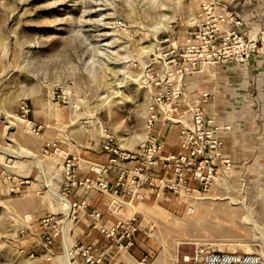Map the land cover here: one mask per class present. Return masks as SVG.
I'll list each match as a JSON object with an SVG mask.
<instances>
[{
	"label": "rangeland",
	"instance_id": "rangeland-1",
	"mask_svg": "<svg viewBox=\"0 0 264 264\" xmlns=\"http://www.w3.org/2000/svg\"><path fill=\"white\" fill-rule=\"evenodd\" d=\"M225 9L240 23L215 19ZM253 18L240 16L229 0H0V264H85L70 253L84 242L64 186L65 158L82 162L81 146L105 133L134 147L148 131L153 94L167 80L175 85L209 66L191 63L197 60L188 50L191 32L220 21L223 31L244 25L245 33L233 30L245 39L264 29ZM21 101L30 109L25 118ZM53 192L68 199L70 214ZM184 205L159 198L131 210L140 212V231L120 250L132 264H183L195 244L264 259L260 172L249 167L233 180L225 175L198 195L193 212Z\"/></svg>",
	"mask_w": 264,
	"mask_h": 264
},
{
	"label": "built area",
	"instance_id": "built-area-1",
	"mask_svg": "<svg viewBox=\"0 0 264 264\" xmlns=\"http://www.w3.org/2000/svg\"><path fill=\"white\" fill-rule=\"evenodd\" d=\"M218 18L220 21L227 19L240 23L231 10L217 12L215 19ZM220 21L215 24L206 21L191 32L194 39L188 50H195L197 55L196 62H191L193 65H219L230 59L245 60L253 52L264 54V29L258 30L257 36L243 39L234 30L223 31ZM182 81V75L175 85L173 80H167L153 94L147 118V136L134 147H121L109 133L101 137L106 161L91 165L89 169L95 177L86 175L79 179L77 158L66 157L62 174L68 191L75 187L101 190L109 196L106 206L108 214L122 210L126 204L142 202L147 197L180 198L185 208L193 212L194 200L199 194H207L227 174L231 162L223 153V140L218 134L221 126L207 116L203 106L207 94L187 104L190 119L183 122L180 117L183 111L179 110L180 97L183 95ZM29 111L28 104L21 101V116L25 118ZM159 118L163 122L169 120L180 125L176 151L164 153L163 141L151 135L153 124ZM131 162L135 163L131 165ZM111 171L116 174L112 186L108 183ZM78 206L92 218V225L97 226L105 237L114 240L118 247L129 248L133 245L138 230L135 214L127 221L117 220L105 227L100 223V212L88 210L83 200ZM50 243L51 238L47 235L44 245ZM74 246L75 250H70L71 256L82 257L85 264H98L108 255L106 250H99L93 244L76 243ZM182 261L183 264H264L262 256L255 252L212 249L204 244H195L182 256Z\"/></svg>",
	"mask_w": 264,
	"mask_h": 264
},
{
	"label": "crops",
	"instance_id": "crops-1",
	"mask_svg": "<svg viewBox=\"0 0 264 264\" xmlns=\"http://www.w3.org/2000/svg\"><path fill=\"white\" fill-rule=\"evenodd\" d=\"M229 3L240 16L248 18L253 14L254 18L250 22L264 28V14L261 13L263 0H229ZM227 28L241 33L246 31L244 25L240 27L229 25ZM182 90L179 110L183 111L180 114L183 122L190 119L186 110L187 104L201 98L202 94H207L203 106L207 116L221 126L218 134L223 140V153L231 162L226 174L228 178L235 179L243 168L249 167L264 177V59L252 54L245 61L230 59L219 65L209 64L208 67L204 66L201 72L186 74L183 77ZM45 121L42 120L43 123ZM179 129L178 123L169 120L163 122L159 118L153 124L151 135L163 141L164 153L176 151ZM52 132L50 127L44 128L47 139L51 137ZM79 153H82L83 157L82 162L77 160V177L79 179L86 175L95 177L89 169L91 165L106 161L100 138L97 140L88 138L78 155ZM133 163L135 162H131V165ZM115 176V172L111 171L108 176L110 186L113 185ZM69 196L77 213L79 241L93 244L99 250H106L108 255L104 260L114 258L124 264H132L131 258L122 253L120 250L122 247H118L114 240L105 237L97 226L92 225V218L84 213L78 203L83 200L88 210L96 209L100 212V223L109 227L117 220L127 221L137 212H131L134 207L165 198L147 197L142 202L126 204L122 210L108 214L106 206L109 196L97 188L75 187L70 190Z\"/></svg>",
	"mask_w": 264,
	"mask_h": 264
},
{
	"label": "bare ground",
	"instance_id": "bare-ground-1",
	"mask_svg": "<svg viewBox=\"0 0 264 264\" xmlns=\"http://www.w3.org/2000/svg\"><path fill=\"white\" fill-rule=\"evenodd\" d=\"M193 22H194V19H193V18L190 19V23H193ZM146 134H147V133L145 132V134L141 137V139H145L144 137H146ZM53 194H54V195H53L54 198L57 199V200L60 202L61 205L67 207V208L65 209V213L70 214L72 210H71V208H70V204H69L68 199H67L65 196H63V195H61V194H59V193L53 192ZM219 249H223V248L219 247Z\"/></svg>",
	"mask_w": 264,
	"mask_h": 264
}]
</instances>
